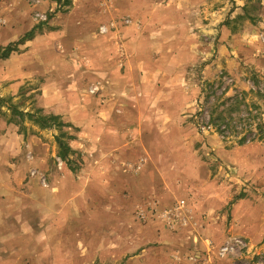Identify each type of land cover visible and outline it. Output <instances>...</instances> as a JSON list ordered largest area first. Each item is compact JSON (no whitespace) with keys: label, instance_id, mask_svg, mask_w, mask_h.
I'll list each match as a JSON object with an SVG mask.
<instances>
[{"label":"rangeland","instance_id":"1","mask_svg":"<svg viewBox=\"0 0 264 264\" xmlns=\"http://www.w3.org/2000/svg\"><path fill=\"white\" fill-rule=\"evenodd\" d=\"M39 1L47 4L45 10L29 0H0V53L11 44L15 50L10 58L0 59V96L15 98L14 104L25 112L42 109L46 115L61 116L63 122L71 125L64 131L76 138L71 142L75 154L70 163L62 161L56 143L59 129L42 130L26 121L24 130L10 122L11 112L3 108L6 114L0 113V264H126L134 255L117 263L111 260L114 251L121 253L123 247L133 243L128 233L140 232L146 238L149 233H156L155 225L139 219V213L138 220L133 216L134 206L142 203H160L169 210L185 202L183 215L192 216L191 221L195 218L210 224L220 222L228 232L234 227L235 218L247 230L255 228L258 215L264 223V142L238 143L244 132L239 124L241 118L252 115L264 123V0H184L192 7L182 32L186 58L182 65L155 58L160 59L162 73L159 72V80L153 81L158 80L162 90L168 91L162 95L168 109L161 117L146 113L141 134L145 142L138 141L133 158L146 152L144 161L149 162V169L140 171L139 166H134L129 170L131 175L96 172L99 165L103 166L102 159L95 160L96 135L116 136L120 127L115 125L118 118L113 111L99 110V94L91 93L98 85L95 58H88L90 62L68 58L72 64L77 60L82 75L57 76L59 94L44 96L43 88L50 76H35V48L31 51L30 42L16 45L27 34L18 37L30 23H34L33 28L42 26L40 31L44 34L59 16L62 19L73 14L78 19L81 16L77 14L83 11L95 14L99 0H73L71 8H61L57 0ZM21 3L28 7L26 13ZM115 3L125 7L121 0ZM37 12L45 13L49 21L37 20ZM94 14L90 17L95 18ZM99 18L103 21L101 15ZM187 24H192V30ZM192 42L198 54L193 63L187 58ZM147 44L140 54L143 58L152 56ZM85 99L88 109L78 105ZM230 108L233 109L229 111ZM221 114L226 118L221 126L226 138L211 122ZM229 118L235 120L227 127ZM157 122H161V127L156 126ZM81 138L92 141L89 163L85 161V145L78 144ZM106 147L111 144H101L100 151ZM102 161L105 166L115 167L106 159ZM34 176L39 179L37 183L64 194L55 211H48L47 193L41 195L45 211L35 208V197L24 188ZM63 199L71 202L70 212L65 220H56L55 213L63 210ZM96 200L118 206L109 211L105 208L96 216L94 211L86 213L85 205L90 209ZM238 205L240 208L235 211ZM154 208L148 209L156 214ZM219 234L212 232L210 236L218 242ZM248 242L255 248L254 253L224 260L215 256V247L210 253L214 264H259L264 258V236L256 243L249 239ZM145 259L149 264L164 263L161 254L150 253Z\"/></svg>","mask_w":264,"mask_h":264},{"label":"crops","instance_id":"2","mask_svg":"<svg viewBox=\"0 0 264 264\" xmlns=\"http://www.w3.org/2000/svg\"><path fill=\"white\" fill-rule=\"evenodd\" d=\"M121 2L124 3V8L116 5L115 0H99V6L95 9V14L92 11H83L77 14V16H81L78 19L73 14L66 15L62 19L59 16L51 22L50 31L44 34L37 31L35 38L29 41L31 51L32 48H35V76L47 74V76H50L49 81L43 88L44 96L47 93L59 94L58 89L60 87L57 83V76L63 75V73L64 76L69 73V77L70 74H73L71 77L74 76V78H76V74L82 75L83 72H80L81 66L76 65L77 60L75 64H72L73 60H68V58H79L80 60L83 58L88 62H90L88 58H95L94 60L99 68L96 74L98 84L96 87L101 99V103H98L99 110L113 111L118 118L115 125L120 127L116 136L96 135L95 160L98 162L100 159H106L109 165H115V167L105 166L106 163L103 164L101 160L103 166L99 165L96 171L99 175L108 174L109 172L131 175L132 172L129 170L134 166H139L140 171L149 169V162L144 161L148 156L146 152L137 154L138 156L134 157L137 160H133V155L135 156L134 153L138 151L136 149L138 141L139 144L145 142L144 137L141 138V134L144 133L143 126L144 119L147 117L146 113L161 117L168 109L166 98L164 102L162 100V95L164 96L166 92L168 94V91L162 90L160 84H158L162 73L159 69L160 59L156 61L155 58H162L161 62L165 58L166 62L175 65H182L183 58H186L184 56L185 44L182 32L186 25L185 21L188 22L190 19L191 4H184V0H121ZM20 5L26 13L28 7L25 3ZM40 5L41 3L36 7L41 10L47 8V4ZM48 5L50 7L51 4ZM184 11H186V17H184ZM91 14L96 15V17L91 18ZM100 15L103 17V21H100ZM149 16L152 19H149ZM4 22H7V20H4ZM187 26L189 30H192V24H187ZM33 27L34 23H30V26L18 37L22 38L28 31L33 30ZM103 27L107 28V34L101 33ZM16 37L12 42L15 41ZM190 39L192 41V38ZM147 43L151 46L152 56L143 58L140 54ZM189 47L187 51L191 58L190 56L187 58H189V62L191 60L192 63L196 62V57H198L195 52L196 44L192 42ZM157 52H159V55L154 54ZM62 66L69 67V69ZM63 69H66L65 72ZM154 79L158 80L154 82ZM78 105L86 109V99L80 101ZM131 117L133 118L131 119ZM103 125L106 124L103 122ZM159 125L161 127V122L156 123L157 127ZM91 142L85 140V138H81L78 142L79 146L85 145V149H87L84 155L86 156L85 161L88 163L92 157L89 151ZM101 144L109 146L111 144V147H106L100 151ZM120 159L124 162L120 163ZM122 164H126V166L123 167ZM38 180L34 176L25 185V190L28 189L32 197H35V208L43 211L46 207L41 206V202L44 201L41 200V195L47 193L49 196L47 201V204H49L48 211L51 210L52 212V208L55 211L59 202L58 199H61L64 194L60 195L59 190L57 191L54 187L51 189L50 185L45 187L37 183ZM70 203L69 200L63 199V210H60L57 214L55 213L56 220L60 218L65 220L66 214H68V211L70 212ZM114 206L118 205L112 204L110 206L105 204L103 200H96V203L93 206L91 205L90 209L87 208L88 205L86 204L84 210H86V213L94 211L96 216L104 213L105 208H108L109 211ZM149 207H152V209L155 207L158 211L164 210L160 203H142L134 206L133 216L135 215V219L138 220L137 213H143L148 224L155 225L156 233L151 235L149 233V237L146 238L140 232H129L128 234L131 235L133 243L127 248L123 247L121 253L120 250L114 251L111 263H117V261L127 258L128 255H134L126 264H144L147 259L145 257L153 253L155 255L161 254L163 264H179L175 262L176 257L181 258V264H188L186 261L187 256L196 252H211L215 247L222 246L232 237L238 236L256 243L264 236V223H262L259 213H255L259 217L254 219L256 225L251 230H247L245 225L241 226V221L237 218L234 219V227L228 232L220 222L215 223V221H212V224H210L208 221H195V218H193L194 221H191L192 216H186V219L172 230L165 221L153 215V211L150 212ZM238 208H240V205L236 206L235 211ZM251 212L249 211L250 214ZM114 213L119 214V211H114ZM248 220L249 217H247ZM212 232L220 233L221 241L215 242L210 236ZM151 244H154L152 248L149 247ZM251 246L253 247L252 244ZM114 247L115 245L113 249ZM97 256L103 258L102 253H98ZM145 264H149V261Z\"/></svg>","mask_w":264,"mask_h":264},{"label":"trees","instance_id":"3","mask_svg":"<svg viewBox=\"0 0 264 264\" xmlns=\"http://www.w3.org/2000/svg\"><path fill=\"white\" fill-rule=\"evenodd\" d=\"M61 8L67 7L71 8L73 5V0H57ZM64 2V3H63ZM42 26H37L30 32H28L16 45L19 46L25 42L32 41L35 38L37 31H40ZM14 44L9 45L0 53V59L5 60L10 58L12 53H14ZM15 98H2L0 96V113L5 115L3 108H6L11 112L10 122L18 124L26 130L23 123L26 121L32 122L34 126H38L42 130L57 128L60 134L56 137V143L59 148L58 157L67 163L71 162V156L75 154L74 149L71 146V142L76 138L70 136L69 133L65 132L64 129L70 127V124L63 122L61 116L50 114L46 115L42 109H34L30 112H25L20 110V108L14 104ZM233 108H230L232 110ZM234 118H229L225 125L231 126L234 123ZM226 121V118L221 114L218 118H212L211 122L217 128V132L224 138L226 132L221 130L222 123ZM239 124L243 126V134L239 140L240 145H247L251 143L264 142V123L257 117L252 115L243 117L239 120ZM26 135V133H25Z\"/></svg>","mask_w":264,"mask_h":264},{"label":"built area","instance_id":"4","mask_svg":"<svg viewBox=\"0 0 264 264\" xmlns=\"http://www.w3.org/2000/svg\"><path fill=\"white\" fill-rule=\"evenodd\" d=\"M31 3L39 4V0H29ZM37 20L41 21L42 23H47L49 21L48 16L45 13L37 12L36 13ZM108 30L106 27L101 28L102 34H107ZM92 94L98 93V88L95 87L91 90ZM156 209V208H154ZM155 211V210H154ZM153 211V214L155 213ZM156 215L162 221H165L170 229L174 230L176 226L180 224L183 220H185V216L183 215L186 211V203L181 202L180 204L175 205L173 208L169 210L158 211L156 209ZM139 219H147L143 213L139 214ZM254 247H252L247 240L242 237H232L228 241H226L222 246L216 249L214 253L215 256L219 260L227 259L231 256H243L244 254H251L254 253ZM212 252V251H211ZM211 252L200 253L196 252L186 257V261L188 264H214L212 260ZM259 255V254H255ZM261 257V256H260ZM175 261L179 264L182 263L180 257H176ZM259 264H264V258L261 257Z\"/></svg>","mask_w":264,"mask_h":264}]
</instances>
